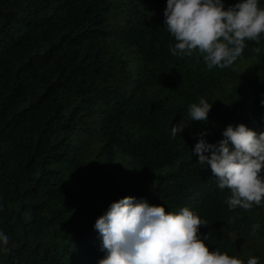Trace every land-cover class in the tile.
<instances>
[{
  "label": "trees",
  "instance_id": "obj_1",
  "mask_svg": "<svg viewBox=\"0 0 264 264\" xmlns=\"http://www.w3.org/2000/svg\"><path fill=\"white\" fill-rule=\"evenodd\" d=\"M166 7L0 0V231L10 238L0 264H99L96 220L129 196L190 208L210 250L264 264V201L230 210V190L192 151L229 125L264 132V33L233 65L208 69L198 50L172 54ZM201 98L208 121L172 138Z\"/></svg>",
  "mask_w": 264,
  "mask_h": 264
},
{
  "label": "clouds",
  "instance_id": "obj_2",
  "mask_svg": "<svg viewBox=\"0 0 264 264\" xmlns=\"http://www.w3.org/2000/svg\"><path fill=\"white\" fill-rule=\"evenodd\" d=\"M167 31L177 43L172 54L203 57L208 69L233 65L247 47L246 41L260 43L264 33V8L259 0H241L225 8L224 0H167L164 12ZM254 52L261 49L255 47ZM264 104V101H262ZM212 103L199 99L188 108L189 119L172 126L175 138L191 121H208ZM201 133L192 150L201 165L210 166L219 189L230 190L225 200L230 210L249 211L264 201V132L245 124L229 125L221 141L208 143ZM91 163V162H90ZM205 221L188 207L178 213L164 206L149 205L135 197L113 202L94 225L102 237L105 257L99 264H244L239 258L206 245L199 228ZM259 224L253 225V234ZM0 231V242L9 244ZM247 264H258L251 257Z\"/></svg>",
  "mask_w": 264,
  "mask_h": 264
}]
</instances>
